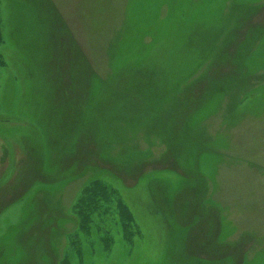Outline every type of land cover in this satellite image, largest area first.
<instances>
[{
	"label": "rangeland",
	"instance_id": "374dc122",
	"mask_svg": "<svg viewBox=\"0 0 264 264\" xmlns=\"http://www.w3.org/2000/svg\"><path fill=\"white\" fill-rule=\"evenodd\" d=\"M0 36V264H264V0H0Z\"/></svg>",
	"mask_w": 264,
	"mask_h": 264
},
{
	"label": "trees",
	"instance_id": "16d2710c",
	"mask_svg": "<svg viewBox=\"0 0 264 264\" xmlns=\"http://www.w3.org/2000/svg\"><path fill=\"white\" fill-rule=\"evenodd\" d=\"M2 43L0 36V45ZM5 66L4 58L0 52V67ZM116 196L113 188L105 184L101 180H96L89 184L82 192V196L78 199L75 205V210L77 215L81 218L83 227H89L92 222V216L95 211L102 210L108 203L113 204L112 201L116 203L118 209H116L120 215L122 221V227L126 231V236L128 234L131 239V232L129 226L134 222L133 213L129 208L122 202L121 199H113L111 196Z\"/></svg>",
	"mask_w": 264,
	"mask_h": 264
}]
</instances>
